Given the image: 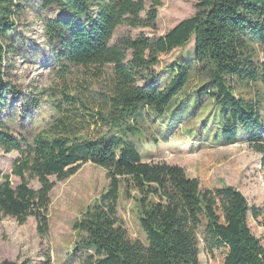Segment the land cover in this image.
Wrapping results in <instances>:
<instances>
[{
	"label": "trees",
	"instance_id": "16d2710c",
	"mask_svg": "<svg viewBox=\"0 0 264 264\" xmlns=\"http://www.w3.org/2000/svg\"><path fill=\"white\" fill-rule=\"evenodd\" d=\"M21 0H0V101L17 91L8 80L15 53L11 31L21 11ZM43 9L56 8L59 16L44 23V36L54 62L68 65L111 67L102 122L120 127L130 117L146 111L164 117L184 93L191 66L174 64L168 84L159 88L140 81L151 80L161 55L184 47L194 36L196 73L208 81L199 92L220 106V133L225 144L237 141L239 128L250 132L262 127L257 103L235 95L234 83L249 87L264 84V0H196L195 13L163 36L115 38L121 26L156 29L159 0H39ZM144 14V17L141 16ZM261 48L260 65L257 50ZM69 115H62L48 133L24 142L0 128V152H18L11 173L19 178L13 187L8 175L0 176V221L13 218L18 225L29 217L36 221L41 238L49 232L50 194L56 181H65L91 163L105 170L108 184L73 223L78 236L75 252H83L81 264H200V244L225 248L223 264H264V248L248 226L259 211L231 186L201 189L197 179L182 168L164 162H145L124 132L121 136L89 139L78 128L82 113L76 98L65 94ZM82 108L89 110L84 105ZM61 109V106H57ZM63 113V111H62ZM191 113V112H190ZM126 131L137 132L132 126ZM264 162V137L249 140ZM29 179L38 182L33 189ZM137 194L138 220L146 243L130 240L117 214L120 189ZM0 264H16L0 261ZM21 264H30L27 261ZM42 264H52L45 256Z\"/></svg>",
	"mask_w": 264,
	"mask_h": 264
},
{
	"label": "rangeland",
	"instance_id": "374dc122",
	"mask_svg": "<svg viewBox=\"0 0 264 264\" xmlns=\"http://www.w3.org/2000/svg\"><path fill=\"white\" fill-rule=\"evenodd\" d=\"M145 1V9L150 0ZM156 29L126 26L118 28L115 38L122 36L149 38L163 36L179 22L194 15L196 0H159ZM22 8L16 18V26L11 31L15 53L7 58L10 63L8 80L17 91L16 95H6L0 101V128L8 130L20 140L32 143L34 138L48 133L55 121L62 115H69L65 94L76 98L82 113L93 117L80 118L78 128L81 135L96 139L117 135L122 132L135 144L145 162H164L182 168L189 178L197 179L201 189L215 190L231 186L241 192L250 207L259 211L254 219L248 215V226L252 234L264 248V162L262 155L250 145L252 135L264 137V84L253 82L249 87L234 83L235 95L253 99L258 106L262 127L247 132L237 131V141L225 144L220 133V106L208 96L199 92L208 77L196 73L194 63V36L182 48L161 55L154 67L151 80L140 81L165 87L172 75L174 64L188 63L191 66L190 81L184 93L175 101L173 108L162 118H156L142 111L136 118H128L120 127H112L102 122L95 113L101 111L104 117L105 94L111 67L70 66L62 70L54 62L53 51L47 46L44 23L49 18L59 16L56 8L43 9L39 0H21ZM144 17V14H141ZM257 50V64L260 65L261 48ZM81 105L89 110L85 111ZM57 106H61L59 109ZM63 111V113H62ZM191 112V113H190ZM128 126L137 130L134 134L126 131ZM18 152H0V176L8 175L13 187L19 185V178L12 175L13 161ZM2 180L0 179V182ZM50 194L49 232L41 238L36 231V221L29 217L25 224L18 225L13 218L0 221V261L21 264H42L49 256L52 264H81L84 253L75 252L78 236L73 231V223L106 189L108 180L104 169L91 163L82 165L65 181H56ZM33 189L38 182L29 179ZM137 194L125 193L120 189L117 214L130 240L146 243L145 235L138 220ZM226 249L209 251L201 240L200 264H223Z\"/></svg>",
	"mask_w": 264,
	"mask_h": 264
}]
</instances>
